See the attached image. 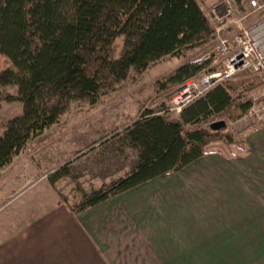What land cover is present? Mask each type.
Instances as JSON below:
<instances>
[{"label":"trees","instance_id":"trees-1","mask_svg":"<svg viewBox=\"0 0 264 264\" xmlns=\"http://www.w3.org/2000/svg\"><path fill=\"white\" fill-rule=\"evenodd\" d=\"M213 33L198 0H0V55L12 63L0 70V102L22 103V113L0 133V172L59 123L73 102L95 105L132 70L142 74L165 57L208 44ZM206 66L186 62L159 80L156 91L182 86ZM229 81L213 86L175 119L163 114L169 110L164 101L145 108L139 119L102 143L93 164L63 165L49 178L61 203L78 214L209 153H223L211 149L214 142L230 152L243 148L226 130L206 128L244 116L255 102L237 89L247 84L253 91L258 84ZM6 87H16L17 94L4 92ZM88 169H97L102 185L84 189L77 182ZM64 178L76 181L72 199L56 188Z\"/></svg>","mask_w":264,"mask_h":264},{"label":"crops","instance_id":"crops-1","mask_svg":"<svg viewBox=\"0 0 264 264\" xmlns=\"http://www.w3.org/2000/svg\"><path fill=\"white\" fill-rule=\"evenodd\" d=\"M242 146L78 214L40 189L33 217L6 218L20 223L0 240V264H246L245 249H264V123Z\"/></svg>","mask_w":264,"mask_h":264},{"label":"rangeland","instance_id":"rangeland-1","mask_svg":"<svg viewBox=\"0 0 264 264\" xmlns=\"http://www.w3.org/2000/svg\"><path fill=\"white\" fill-rule=\"evenodd\" d=\"M198 1L214 30L212 41L196 49L165 57L142 74L132 70L127 80L102 95L95 105L87 101L73 102L59 123L47 129L41 137L30 141L27 147L14 158L13 164L0 172V240L9 239L10 235L7 234L18 228L20 222L16 225L12 222L9 225L6 224L7 217L12 219L13 216L15 219V214H12L13 210L17 209L19 214L22 210L24 221L35 215L32 213L35 210L30 214V208L34 209L35 205L41 203H36V197L40 201L44 196L38 193L40 189L45 191L47 188L50 189L51 174L67 163L76 166L81 162L86 164L84 161H89L90 164L92 162L90 160L95 157L102 143L139 119L145 108L159 107L164 101L169 110L163 114L169 119H175L174 115L178 114V106L174 100L181 86L158 93L156 83L159 80L189 61L207 62V66L201 72L224 70L226 54L222 53L219 48L221 40H231L245 30L252 32L259 45L264 47V0L260 1L263 4L260 9L253 8L251 0ZM227 7L231 9V12H228ZM216 10L218 19L213 18ZM117 45L121 48V37L118 38ZM11 67L10 59L0 55V70ZM242 80H251L254 84H258L253 91L246 90L247 84L237 89V93L245 90L244 94L253 98L255 102L244 116L236 119H223L227 122L226 132L233 136L235 142L239 143L243 142L244 132L247 129L257 127L264 121V74L244 70L236 77L214 85L226 84L228 81L236 83ZM4 92L17 94V88L6 87ZM21 113V102L1 101L0 133L4 132L5 123L9 119ZM206 128L210 130L209 125ZM210 147L214 151H226L229 146L222 142H214ZM127 154L134 156L129 150ZM96 170L83 171L84 177L76 179L77 182L84 189L102 185L103 181L96 175ZM75 185L76 181L74 183L64 178L57 183L56 188L62 189L63 193L72 196V199L77 195L73 190ZM16 198H19L17 202H15ZM50 204L51 201L48 204L44 203L39 211ZM7 206L9 208L4 211ZM244 252L246 264H264V249H245ZM253 256L255 260L252 259Z\"/></svg>","mask_w":264,"mask_h":264},{"label":"built area","instance_id":"built-area-1","mask_svg":"<svg viewBox=\"0 0 264 264\" xmlns=\"http://www.w3.org/2000/svg\"><path fill=\"white\" fill-rule=\"evenodd\" d=\"M260 1L251 0V6L255 9L262 8L263 4ZM227 9L228 12H231L230 8L227 7ZM217 13L216 10V13H213V18L218 19ZM219 46L222 53L226 54L225 69L200 72L197 76L187 80L176 93L174 100L178 106V113L186 105L204 96L216 83L231 79L243 70L264 74V47L259 45L252 32L245 30L231 40L223 39ZM196 63L202 64V62Z\"/></svg>","mask_w":264,"mask_h":264},{"label":"water","instance_id":"water-1","mask_svg":"<svg viewBox=\"0 0 264 264\" xmlns=\"http://www.w3.org/2000/svg\"><path fill=\"white\" fill-rule=\"evenodd\" d=\"M227 128V122L225 120L215 121L210 124V130L212 131H224Z\"/></svg>","mask_w":264,"mask_h":264}]
</instances>
